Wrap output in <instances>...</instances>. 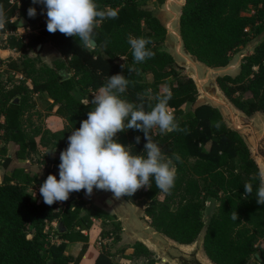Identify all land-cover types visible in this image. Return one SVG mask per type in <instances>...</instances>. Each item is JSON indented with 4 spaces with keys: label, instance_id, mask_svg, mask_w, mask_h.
I'll use <instances>...</instances> for the list:
<instances>
[{
    "label": "trees",
    "instance_id": "trees-1",
    "mask_svg": "<svg viewBox=\"0 0 264 264\" xmlns=\"http://www.w3.org/2000/svg\"><path fill=\"white\" fill-rule=\"evenodd\" d=\"M148 1L96 0L102 10L115 11L117 18L106 19L95 30L96 47L87 49L76 37L59 32L50 34L43 21L46 9L42 5H34L31 0H0L7 17L6 29H20L17 26L22 22L25 31H33L28 44L11 41L12 47L22 53L29 46L41 45L42 50L44 44H50L60 57H69L67 63L57 59L52 65L42 66L33 80L29 75L34 69L28 65L22 69L24 74L28 73L26 80L12 87L0 84V141L15 147V158L7 155L2 166L8 169L14 159L29 160L39 151L40 144L51 146L56 155L44 177L16 168L0 182V264H80L89 241V235L83 231L93 226V214L83 215L88 205L85 192L71 193L62 205L57 202L48 206L36 201L27 190L39 191L49 174L57 178L59 155L68 146V136L87 119L93 107L86 96L95 93L107 83L108 77L116 74H123L129 80L124 93L128 101L143 103L146 111L156 103V95L170 92L169 107L179 127L186 130L160 134L158 129H153L150 133L164 154L173 158L177 169L175 185L164 200L160 199L162 192L154 181L151 188L135 193L136 206L143 209L150 225L184 245L193 244L205 231L204 251L215 264H248L251 259L264 264V205L256 203L261 170L244 140L228 127L217 109L209 105L188 111L184 108L197 101V86L192 78L173 68V56L158 46L165 40L167 30L164 20L144 6ZM29 7L36 8L35 18L28 17ZM247 9H252L253 14H247ZM42 11L45 14L41 15ZM179 28L186 49L211 68L226 67L240 46L262 36L253 51L243 57L238 73L220 76L217 83L228 99L247 115L264 113V0H186ZM129 36L151 39L147 47L154 53L153 57L135 63ZM10 67L19 69L17 63ZM62 72L73 75L65 78ZM27 79L32 80V86ZM37 93L49 95L50 108L57 107L55 114L65 123L62 129L45 132L40 142L26 132L23 122ZM217 123L218 129L214 127ZM198 135H203L205 140L197 159L191 163L192 142ZM137 136L139 144L135 141ZM116 139L130 147L133 154H142L147 143L142 132L131 129L119 133ZM2 153L6 155L7 148ZM174 154L179 155L180 161L174 159ZM247 182L253 185L251 194L244 193ZM206 198L219 201L207 223L203 220ZM235 213L238 219L232 218ZM104 216L107 223L116 220L109 213ZM54 222L59 223L56 233L61 239L85 243L77 257L65 255L60 248L50 245L51 231L45 230ZM116 227L122 231L119 223ZM113 233L115 230L107 233L108 238ZM133 250L126 259L157 264L153 251L142 242L137 241Z\"/></svg>",
    "mask_w": 264,
    "mask_h": 264
},
{
    "label": "clouds",
    "instance_id": "clouds-1",
    "mask_svg": "<svg viewBox=\"0 0 264 264\" xmlns=\"http://www.w3.org/2000/svg\"><path fill=\"white\" fill-rule=\"evenodd\" d=\"M46 9V30L50 34L59 32L66 37H76L83 48L96 47L95 30L106 20L117 18L115 11L102 10L96 0H31ZM45 14L43 11L41 15ZM29 18H35L36 8L29 7ZM7 17L0 5V30L6 28ZM24 29L23 23L17 26ZM107 41H105V44ZM135 63L151 59L154 53L147 47L149 38L128 37ZM129 80L123 74L112 75L101 86L89 103L93 106L87 119L80 127L71 131L68 146L60 152L59 180L49 174L39 188L43 202L52 206L66 202L71 193L84 191L91 196L94 189L110 192L114 199L133 196L142 188L155 186L161 192L169 193L175 185L177 169L173 158L164 154L161 147L151 138V131L158 129L160 134L173 131H186L179 127L172 109L169 107L171 93L156 95V103L146 111L139 105L122 98ZM214 127L219 128V124ZM144 134L147 141L142 154H133L130 147L117 142V134L127 130ZM137 144L140 137L135 138ZM174 159L180 161L179 155ZM256 203L264 205V173L259 175ZM253 185L247 182L244 193L251 194ZM233 219H238L237 213Z\"/></svg>",
    "mask_w": 264,
    "mask_h": 264
},
{
    "label": "rangeland",
    "instance_id": "rangeland-1",
    "mask_svg": "<svg viewBox=\"0 0 264 264\" xmlns=\"http://www.w3.org/2000/svg\"><path fill=\"white\" fill-rule=\"evenodd\" d=\"M185 4V0H150L145 3V7L154 11L156 16H159L167 23V34L165 40L159 43V47L167 52H169L174 58L173 68H175L178 72L182 73L183 76L190 77L191 72L194 70L191 63L186 60L185 51L181 47L179 43V38L177 33H179V17L181 14V9ZM247 14H253L252 9H247L245 11ZM17 19V18H16ZM15 19V20H16ZM44 23L47 21V16L45 14L43 18ZM262 38V36L252 38L250 41L246 42L244 45L240 46V48L234 53L232 60L229 65L223 68L218 69H210L204 70V76L207 78L206 85L210 87L211 83H216L217 78L220 75H235L238 73L240 65L242 63V59L249 52H251L254 47L257 45L258 41ZM40 46V45H39ZM38 47L29 46L27 50L22 52L19 57H10L13 63H17L19 69L16 71L23 72V68L28 65H31V68L34 69V72L30 73L31 79L38 77L39 69L48 64L52 65V62L57 59H62L65 63L68 62L69 57L62 58L50 44H44L42 50L39 51ZM185 56V57H184ZM200 66V64H199ZM30 67L27 69L30 70ZM24 74V72H23ZM28 74V73H25ZM24 74V75H25ZM66 74L70 77L73 75L72 72H66ZM27 79L32 86V80ZM22 81L16 78H13L10 74V71H5V73L0 72V84L6 87H12L17 83H21ZM164 91H167L168 88L166 86L163 87ZM41 94V93H40ZM37 93L33 95L32 98V106L27 111L23 122L25 126L26 132L30 136H34L38 142H40L42 135L45 132H49L50 130H59L62 129L65 123L62 121L63 119L56 116L55 109L50 108L51 100L49 101L44 94L40 95ZM87 95V102L91 101L92 95ZM198 98L203 97L201 91L198 92ZM248 96H246L247 98ZM123 99H127L124 94H122ZM187 111L194 108V104L188 103L184 107ZM252 119L259 122L264 127V113L255 114ZM119 136V133L117 134ZM197 140L192 142V158L190 160L191 163H194L198 157L200 148L202 147V142L205 140L203 135H198ZM128 147V146H127ZM7 148V154L4 155L2 153V149ZM10 153H15L14 146H9L0 141V182L3 181V173L5 172V168L2 166L7 155ZM56 155L52 153V147L46 146L44 144H40L39 151L34 153L32 157L29 159L32 164H36L37 167L45 168L49 170L52 166V160ZM60 157V155H59ZM28 161V160H26ZM24 161V162H26ZM10 168V167H9ZM8 168V169H9ZM57 179H59V169L57 171ZM203 185V184H202ZM142 188L140 190H143ZM27 192L32 195V197L38 201L43 202V198L40 195L39 191L34 188H28ZM104 194L100 193V190L94 189L93 194L91 196H86L85 198L88 201V205L84 214L91 212L93 214V231L91 235L94 238H91L89 243H86L87 250L85 252L86 258L81 259L83 264H147V261L144 259H134L128 260L126 257L130 256L133 253V245L137 242L134 235H132L130 229L125 224V218H129L130 220H142L145 219L144 211L141 207L136 206L135 203V194L133 196H123L120 199H114L113 194L110 192L103 191ZM109 195L110 203H106V194ZM167 196V193L162 192L160 199L164 200ZM112 199V200H111ZM99 201L104 209H109L112 215L116 217V220L110 221L111 223H107V217L104 216L105 210L97 208L95 203ZM113 201V203H112ZM62 205L63 202H59ZM219 205V201H213L209 198L205 199V210L203 211V220L207 223L210 216L213 214L214 210ZM176 204L173 205V208H176ZM111 215V214H110ZM113 220V219H112ZM143 221V220H142ZM138 222V221H137ZM117 223L121 225L122 231L117 230ZM115 230L112 238H108L107 233ZM49 231L52 232L50 237L51 243L50 245L60 248L61 251H67V244L65 242H61L59 235L56 233L57 225H50ZM102 231V232H101ZM103 233V234H102ZM99 234L101 236H99ZM106 234V235H105ZM96 235V236H95ZM96 237V238H95ZM119 237L121 240H116ZM154 253V258L157 260V264H169L162 260L161 258H156V255L159 253L154 249L152 250ZM262 253L261 246L257 249V254L260 255ZM248 264H258L255 259H251Z\"/></svg>",
    "mask_w": 264,
    "mask_h": 264
},
{
    "label": "water",
    "instance_id": "water-1",
    "mask_svg": "<svg viewBox=\"0 0 264 264\" xmlns=\"http://www.w3.org/2000/svg\"><path fill=\"white\" fill-rule=\"evenodd\" d=\"M167 23H165L166 30ZM177 35L179 43L186 53V60L189 61L194 68L189 78L194 80L198 92L201 91L203 94V97L198 98L195 102L194 108L209 105L212 108L217 109L228 127L238 133L244 140L251 152V158L255 160L259 166L261 173H264V127L259 122L252 119L254 115L249 116L238 109L220 89L217 80L216 83H211L210 87L206 85L207 78L204 76L205 74L203 71L218 68L208 67L186 49L182 40L180 28ZM41 47L42 46L40 45L39 50ZM62 74L65 78H68V75L65 72H62ZM109 202L110 199H107L108 204ZM142 220H137V222L126 217L125 224L128 226L137 241L145 244L150 250L155 249L159 253L156 255V258H161L169 264H215L207 257L204 251L205 231L201 232L193 244L184 245L157 231L150 225L146 217ZM204 257H207L208 261L204 260Z\"/></svg>",
    "mask_w": 264,
    "mask_h": 264
},
{
    "label": "built area",
    "instance_id": "built-area-1",
    "mask_svg": "<svg viewBox=\"0 0 264 264\" xmlns=\"http://www.w3.org/2000/svg\"><path fill=\"white\" fill-rule=\"evenodd\" d=\"M15 18L12 20L14 21ZM31 30H20V29H3L0 30V72L5 73V71H10L13 78L19 79L21 81L26 80L23 72L16 71L10 67L14 62L11 61L10 57H19L21 51L17 47L11 46V41H16L17 43L28 44L29 35L32 34ZM30 83V82H29ZM20 84V83H17Z\"/></svg>",
    "mask_w": 264,
    "mask_h": 264
},
{
    "label": "crops",
    "instance_id": "crops-1",
    "mask_svg": "<svg viewBox=\"0 0 264 264\" xmlns=\"http://www.w3.org/2000/svg\"><path fill=\"white\" fill-rule=\"evenodd\" d=\"M17 18V17H16ZM15 18V19H16ZM253 51V50H252ZM251 51V52H252ZM41 94H44V96H46V98L50 101L51 99H50V97H49V95L47 94V93H41ZM40 94V95H41ZM36 95V94H35ZM51 103H52V100H51ZM50 103V104H51ZM55 109V108H54ZM8 145V147L9 146H12L13 144L12 143H9V144H7ZM14 146V145H13ZM15 148V147H14ZM8 156H12V157H14L15 158V153L14 154H12V153H10ZM16 168H24L25 169V171L27 172V173H29V174H31V175H34V174H38V175H40L41 177H44L45 175H46V173H47V169H45V168H39V167H37L36 166V164H32L31 162H30V160H28V161H26V162H20L19 160H17V159H14L13 160V162L11 163V165H10V168L9 169H6L5 170V172L3 173V177L7 174V173H9V172H11L12 170H14V169H16ZM100 193H102V194H104L103 192H101L100 191ZM106 194V196H107V198H106V203H107V199H109L108 197H109V195L107 194V193H105ZM112 200V199H111ZM94 206H96L97 208H100V209H103V210H105V212H109V214H113V213H111L110 211H109V209H104V207L102 206V204L99 202V201H97L96 203H95V205ZM86 211V210H85ZM83 215H84V213H83ZM92 220L94 221V218L92 217ZM57 225V229H58V227H59V223L58 222H54L52 225ZM94 226V225H93ZM93 226H92V228L90 229V230H88V231H83V233L84 234H86V235H89V241L87 242V243H89L90 242V240H91V238H94V236H92L91 235V232L93 231ZM49 229H50V226H48L47 228H46V232H49ZM51 235H52V232H51ZM50 235V236H51ZM96 236V235H95ZM96 238V237H95ZM61 239V238H60ZM61 242H65L66 244H67V251L68 252H65V255H72V256H74V257H77L78 255H79V253L81 252V250H82V248H83V245L85 244L84 242H69V241H66V240H63V239H61ZM86 258V255H84V257H83V259H85ZM80 264H83L82 263V261L80 262Z\"/></svg>",
    "mask_w": 264,
    "mask_h": 264
},
{
    "label": "bare ground",
    "instance_id": "bare-ground-1",
    "mask_svg": "<svg viewBox=\"0 0 264 264\" xmlns=\"http://www.w3.org/2000/svg\"><path fill=\"white\" fill-rule=\"evenodd\" d=\"M109 203H110V202H109ZM203 259L206 260V261H208L207 257H204ZM210 264H212V263H210Z\"/></svg>",
    "mask_w": 264,
    "mask_h": 264
}]
</instances>
